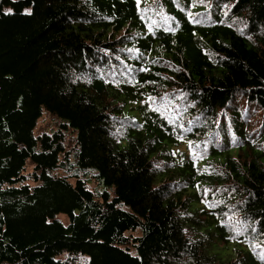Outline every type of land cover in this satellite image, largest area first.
<instances>
[{
  "label": "trees",
  "instance_id": "obj_1",
  "mask_svg": "<svg viewBox=\"0 0 264 264\" xmlns=\"http://www.w3.org/2000/svg\"><path fill=\"white\" fill-rule=\"evenodd\" d=\"M80 257L264 264V0H0V264Z\"/></svg>",
  "mask_w": 264,
  "mask_h": 264
},
{
  "label": "rangeland",
  "instance_id": "obj_2",
  "mask_svg": "<svg viewBox=\"0 0 264 264\" xmlns=\"http://www.w3.org/2000/svg\"><path fill=\"white\" fill-rule=\"evenodd\" d=\"M55 121L52 119V117L47 114V112H43L41 117L38 119L36 126L33 129V134L34 135H39L42 132H47V133H51L55 127ZM31 166H28V170L30 171ZM57 174L59 175H65L64 171L62 170H58L56 171ZM71 181H73V179H71ZM88 185L90 188L94 189V190H102L103 186L101 184H96L95 182L88 180L87 181ZM58 218L63 222L66 223L67 218L64 215L59 214ZM65 254L60 255V258H64ZM87 258V257H84ZM83 257H80L77 260H74V264H82L84 261Z\"/></svg>",
  "mask_w": 264,
  "mask_h": 264
},
{
  "label": "snow or ice",
  "instance_id": "obj_3",
  "mask_svg": "<svg viewBox=\"0 0 264 264\" xmlns=\"http://www.w3.org/2000/svg\"><path fill=\"white\" fill-rule=\"evenodd\" d=\"M8 12H10L11 10H7ZM25 14H29L28 10L25 9ZM151 99V98H150Z\"/></svg>",
  "mask_w": 264,
  "mask_h": 264
}]
</instances>
